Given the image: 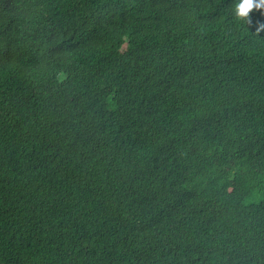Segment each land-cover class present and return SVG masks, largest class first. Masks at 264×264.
I'll use <instances>...</instances> for the list:
<instances>
[{
  "label": "trees",
  "instance_id": "obj_1",
  "mask_svg": "<svg viewBox=\"0 0 264 264\" xmlns=\"http://www.w3.org/2000/svg\"><path fill=\"white\" fill-rule=\"evenodd\" d=\"M219 1L0 0V264H264V9Z\"/></svg>",
  "mask_w": 264,
  "mask_h": 264
},
{
  "label": "clouds",
  "instance_id": "obj_2",
  "mask_svg": "<svg viewBox=\"0 0 264 264\" xmlns=\"http://www.w3.org/2000/svg\"><path fill=\"white\" fill-rule=\"evenodd\" d=\"M262 7H264V0H251V3L248 0H237L233 7V13L238 18L249 19V14L254 8L260 9Z\"/></svg>",
  "mask_w": 264,
  "mask_h": 264
},
{
  "label": "bare ground",
  "instance_id": "obj_3",
  "mask_svg": "<svg viewBox=\"0 0 264 264\" xmlns=\"http://www.w3.org/2000/svg\"><path fill=\"white\" fill-rule=\"evenodd\" d=\"M157 1H158V0H157ZM218 1H219V0H218ZM211 2H212V1H211ZM219 2H220V1H219ZM16 7H17V6H16ZM17 10H18V9H17ZM23 10H24V9H23ZM13 11H14V10H13ZM15 11H16V9H15ZM41 15H42V13H41ZM43 15H44V14H43ZM59 15H60V14H59ZM48 18H49V17H48ZM50 19H51V18H50ZM48 20H49V19H48ZM56 20H57V18H56ZM216 24H217V23H216ZM217 26H218V25H217ZM220 27H221V26H220ZM129 28L131 29V27H129ZM211 28H213V27H211ZM126 30H127V29H126ZM218 30H219V29H218ZM126 33H127V32H126ZM128 33H129V32H128ZM123 34H124V33H123ZM36 35H37V34H36ZM27 36H28V35H27ZM31 36H32V35H31ZM23 37H24V39H25L26 36H23ZM23 37H22V38H23ZM34 37H35V36H34ZM22 40H23V39H22ZM22 40H20V41L22 42ZM20 41H19V42H20ZM24 42H25V41H24ZM232 42H233V41H232ZM19 44H20V43H19ZM22 44H23V43H22ZM5 45H6V44H5ZM23 45H24V44H23ZM118 45H119V44H118ZM19 47H20V46H19ZM23 47H24V46H23ZM37 47H38V46H37ZM118 47H119V46H118ZM174 47H175V46H174ZM20 49H21V48H20ZM99 55H100V54H99ZM97 56H98V55H97ZM100 57H101V56H100ZM252 60H253V59H252ZM4 61H5V59H4ZM5 62H6V61H5ZM156 66H157V65H156ZM156 66H155V67H156ZM158 66H159V65H158ZM159 67H160V66H159ZM3 69H4V68H3ZM14 69H15V68H14ZM158 69H159V68H158ZM233 70H234V69H233ZM1 71H2V70H1ZM3 71H4V70H3ZM14 71H15V70H14ZM1 74H2V73H1ZM15 75H16V74H15ZM149 79H150V78H149ZM148 81H150V80H148ZM145 83H146V82H145ZM158 107H159V106H158ZM156 109H158V108H156ZM5 114H6V113H5ZM8 115H9V114H8ZM0 117H1V116H0ZM214 132H215V131H214ZM220 132H221V131H220ZM10 135H11V134H10ZM12 136H13V135H12ZM15 136H16V135H15ZM219 140H220V139H219ZM219 140H218V141H219ZM232 143H233V142H232ZM43 236H44V235H43ZM52 242H53V241H52ZM60 247H61V246H60ZM61 249H62V248H61ZM58 250H59V249H58ZM56 251H57V250H56ZM57 252H58V251H57ZM62 252H63V251H62ZM33 254H34V253H33ZM35 256H36V255H35ZM60 256H61V255H60ZM59 258H61V257H59ZM59 258H57V260H58ZM61 260H63V259H61ZM61 260H60V261H61ZM60 261H59V262H60ZM39 263H40V262H39Z\"/></svg>",
  "mask_w": 264,
  "mask_h": 264
},
{
  "label": "snow or ice",
  "instance_id": "obj_4",
  "mask_svg": "<svg viewBox=\"0 0 264 264\" xmlns=\"http://www.w3.org/2000/svg\"><path fill=\"white\" fill-rule=\"evenodd\" d=\"M249 3H251V0H248ZM262 9H264V7H262Z\"/></svg>",
  "mask_w": 264,
  "mask_h": 264
}]
</instances>
